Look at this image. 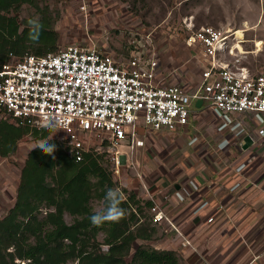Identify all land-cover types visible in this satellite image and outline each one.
<instances>
[{
  "label": "rangeland",
  "instance_id": "374dc122",
  "mask_svg": "<svg viewBox=\"0 0 264 264\" xmlns=\"http://www.w3.org/2000/svg\"><path fill=\"white\" fill-rule=\"evenodd\" d=\"M37 4L38 7L25 4L20 21L34 17L40 20L41 11L48 8L58 34V51L76 45L94 48L119 59L136 55L147 62L155 60L158 82L177 84L189 92L198 88L207 61L200 52L201 47H188L186 40L202 27H213L229 37L224 51L217 57L219 63L245 67L253 75L264 73V0H37ZM239 31L242 38L237 35ZM257 123L249 115L221 118L207 110H195L189 127L180 134L143 130L144 147L131 150L124 145L119 155L105 151L108 144H101V138L92 135L88 139V152L103 155L101 163L112 173L115 187L124 196L134 193L143 202L154 204V200L170 219L161 224L153 222L156 233L152 240L138 241L135 248L143 245L175 251L180 264H211L202 259L201 251L208 246L196 251L194 245L187 244L185 249V240L178 234L176 225L192 212H188L189 205L205 194L206 201L212 205L204 211L203 217L211 220V214L218 209L225 212L224 219L228 215L226 205L229 202H225L228 196L214 201L216 193L223 196L229 185L225 176L236 180L230 188L235 193L241 183L243 186L242 179L264 193V139L258 136ZM247 138L251 142L244 149ZM49 140L57 141L69 152L67 136L53 131L47 139L29 134L9 157H0V219L6 217L16 203L21 173L29 154ZM117 156L119 168L115 161ZM203 181L210 182L209 188L202 190ZM183 185H187L191 196L182 191ZM102 202L93 199V210ZM41 211L43 217L48 209L43 207ZM65 220L68 224L74 222L69 214L65 215ZM253 222L257 224L248 231L251 235H247L246 242L252 247V256H260L258 252L264 250V245L259 243L257 235L264 220ZM227 229L220 231L218 236H228L224 235L228 234ZM203 231L205 228L199 232L193 226L187 228L193 241L198 237L201 239L196 241L204 239ZM104 238L100 233L91 241L102 244ZM230 241L229 251L234 244L232 239ZM226 250V247L220 248L216 259L226 257ZM69 264L77 263L71 261Z\"/></svg>",
  "mask_w": 264,
  "mask_h": 264
},
{
  "label": "built area",
  "instance_id": "2783aa9c",
  "mask_svg": "<svg viewBox=\"0 0 264 264\" xmlns=\"http://www.w3.org/2000/svg\"><path fill=\"white\" fill-rule=\"evenodd\" d=\"M228 38L213 27L187 38V46L201 47L207 61L194 92L158 82L157 61L136 55L119 59L74 45L42 57H12L0 70V115L38 131L63 132L77 161L89 151L86 143L92 135L108 144L107 152L119 155L124 145L144 147L143 130L180 134L195 110L221 118L254 117L264 139V73L253 75L245 67L219 63ZM199 100L203 103L197 108ZM115 161L119 168V156ZM153 202V222H170Z\"/></svg>",
  "mask_w": 264,
  "mask_h": 264
},
{
  "label": "trees",
  "instance_id": "16d2710c",
  "mask_svg": "<svg viewBox=\"0 0 264 264\" xmlns=\"http://www.w3.org/2000/svg\"><path fill=\"white\" fill-rule=\"evenodd\" d=\"M25 4L38 7L37 0H0V70L12 57L59 52L49 9L41 11L43 28L33 41L28 23L32 18H19ZM53 131L20 126L11 117L0 115V157H9L29 134L47 139ZM44 146H53L54 151H44ZM102 159L103 155L90 151L77 161L55 140L31 151L16 203L0 219V264H180L175 251L143 245L135 248L138 241H151L156 229L150 215L154 204L143 202L134 193L125 196L121 205L127 211L124 219L100 226L91 223V201H103L106 190L116 188ZM43 207L48 211L41 217ZM66 214L74 219L72 224L66 222ZM100 233L105 235L104 243L91 241Z\"/></svg>",
  "mask_w": 264,
  "mask_h": 264
},
{
  "label": "crops",
  "instance_id": "0c3cea01",
  "mask_svg": "<svg viewBox=\"0 0 264 264\" xmlns=\"http://www.w3.org/2000/svg\"><path fill=\"white\" fill-rule=\"evenodd\" d=\"M225 177H227L225 182L229 185L225 187L226 190L223 193V196H221L219 192L216 193V201L214 202H218V199L228 196L225 201L229 202V204L226 205V214L228 215L223 219L225 212L217 209L216 213L211 214V220L204 218L203 213L209 207L211 202L206 201V194L203 196L200 195L198 196V199L193 201L188 207V212L189 210H192V212L185 216L184 220H181V222L176 225L178 234L183 237V240H185V247L192 244L195 246L196 251H198L205 248V245H207L208 248L200 251L202 252V259L204 258V261L209 260L211 264H264V250H259L258 255L260 256H252V247L246 242L248 241L247 235H251V232L250 234H247L248 231L254 229L257 224L254 223L253 220H264V193L254 189V185H251L250 183L246 184L244 179H242V181L245 185L243 184L242 186L241 183L235 193L230 188L231 186H234L232 184L236 180L233 179V177L229 178V175ZM225 177H223L222 180ZM202 183L205 184L204 188L202 187V190L209 188L208 186H210V182L206 183L203 181ZM186 186L183 185L182 191H184L186 195L191 196ZM180 188L181 187L178 186V190ZM182 191L180 190L179 193H182ZM221 220H224V222H221ZM173 224L175 225L174 222ZM189 226H193L196 232H199V229L203 230L205 228V231L203 232L207 239H202L204 242L202 240L196 241L197 239H201V237H198L193 241L191 238L192 236L187 233V228ZM224 228H228V234L224 233V235L228 236H218L224 231ZM210 229L212 230L210 231ZM206 231H208V233H205ZM258 231L257 240L261 245H264V226ZM197 234L198 233L195 234V238L197 237ZM255 236L256 235L254 234L253 237ZM231 239L234 241V244L231 251H229L228 247L230 242H232L230 241ZM252 241L256 242L254 239H252ZM187 247L185 249H187ZM222 247H226L227 255L226 257L224 255L223 257L216 259L217 251ZM155 248L161 250L160 247Z\"/></svg>",
  "mask_w": 264,
  "mask_h": 264
},
{
  "label": "clouds",
  "instance_id": "9594fccd",
  "mask_svg": "<svg viewBox=\"0 0 264 264\" xmlns=\"http://www.w3.org/2000/svg\"><path fill=\"white\" fill-rule=\"evenodd\" d=\"M30 36L33 41L38 39L39 32L42 30L43 25L39 21V17H34L29 20ZM44 151L53 152V146H44ZM125 200L123 192L119 188H108L105 192L102 204L93 211L90 216V221L95 226H100L106 222H119L127 215L126 209L121 205ZM107 245L104 246L106 251Z\"/></svg>",
  "mask_w": 264,
  "mask_h": 264
},
{
  "label": "water",
  "instance_id": "95a60500",
  "mask_svg": "<svg viewBox=\"0 0 264 264\" xmlns=\"http://www.w3.org/2000/svg\"><path fill=\"white\" fill-rule=\"evenodd\" d=\"M202 103H203L202 100L197 101V103H196L197 108H200L202 106ZM250 142H251V140L249 138L245 139V141L243 143L244 149L248 148V146L250 145Z\"/></svg>",
  "mask_w": 264,
  "mask_h": 264
},
{
  "label": "bare ground",
  "instance_id": "6f19581e",
  "mask_svg": "<svg viewBox=\"0 0 264 264\" xmlns=\"http://www.w3.org/2000/svg\"><path fill=\"white\" fill-rule=\"evenodd\" d=\"M237 35H238L240 38H242V37H243V34H242V32H241V31L237 32Z\"/></svg>",
  "mask_w": 264,
  "mask_h": 264
}]
</instances>
